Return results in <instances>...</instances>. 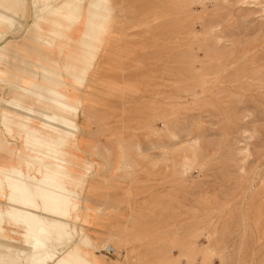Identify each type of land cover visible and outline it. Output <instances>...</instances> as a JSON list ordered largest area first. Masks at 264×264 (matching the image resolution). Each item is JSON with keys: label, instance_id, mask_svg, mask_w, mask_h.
Returning <instances> with one entry per match:
<instances>
[{"label": "rangeland", "instance_id": "1", "mask_svg": "<svg viewBox=\"0 0 264 264\" xmlns=\"http://www.w3.org/2000/svg\"><path fill=\"white\" fill-rule=\"evenodd\" d=\"M28 2L0 55H17L0 66V116L47 121L34 102L25 116L11 108L29 71L73 108L64 150L79 232L71 244L93 246L90 262L97 253L112 264H264V0H106L105 31L81 74L70 72L85 14L52 33V53L37 52L21 42ZM12 123L17 140L8 138L13 155L0 159V175L15 167L33 176L17 164L22 121ZM2 225L12 240L13 224Z\"/></svg>", "mask_w": 264, "mask_h": 264}, {"label": "bare ground", "instance_id": "2", "mask_svg": "<svg viewBox=\"0 0 264 264\" xmlns=\"http://www.w3.org/2000/svg\"><path fill=\"white\" fill-rule=\"evenodd\" d=\"M30 1L33 20L29 28H26L28 29L27 33L21 42H27L30 45L28 48H40L39 50L35 49L37 52L44 49L52 53L54 42L58 39L53 34L61 32L59 27L64 23L72 25L78 20H82L81 16L83 13L85 14V25L81 35L84 48L75 52V65L70 72L73 74L74 70L76 73H84L93 59L92 50L96 38L105 31L104 25L108 20L106 0H86L87 2L85 0ZM29 7L28 0H0V55L5 54L6 46L12 43V41L5 43L9 31L14 30L18 33L23 29L24 25L18 24L16 21L29 16ZM41 27H49L52 31L46 34L41 31ZM39 44H43V46H38ZM11 52L13 53V51ZM61 53L63 52L61 51ZM13 56L17 55L13 53L12 56L6 58L0 56V66ZM45 58L48 59L45 55L37 56V61L45 62ZM43 64L45 65L46 62ZM46 69L45 66H42L41 72L50 74ZM49 71L52 72V70ZM51 75L54 76L53 72ZM36 77V73L29 71L27 75L19 78L20 81L13 84L15 89L11 90V93L21 105L16 104L17 107L12 106L11 108L22 112L25 116L29 108L24 109L26 106L24 107L23 104L34 102L36 106L31 105V108L34 109L33 113L42 114L47 121L38 126L35 124V120L34 124H29L28 117H25L24 120L20 118L6 120L3 119L5 114L0 116L2 121L0 122L6 130V134L0 132V159L5 160L11 154L13 155L8 138L11 141L17 140L15 134L8 128L9 124L11 122L14 124V121H22L16 134L18 136L20 133L23 134V137H19L21 138V150L18 153L17 164L19 166L24 164L27 169L33 170V176L28 172L23 173L15 167L11 169L7 177L0 175V203L2 202V205L5 206L4 212L0 213V264H93L94 262H90L84 255L86 251H93V246L83 248L77 241L71 244L74 236L79 235V232L75 227V221L69 222L71 208L70 193L68 194V192L72 189L70 186L72 183L66 182L71 178V174L68 163L64 159V150L67 147V140L72 134L71 120L68 114L73 108L63 102L56 91L57 85L43 79L42 83H39ZM1 81L4 84L10 83L6 79ZM11 174H13V178L10 177ZM3 222L13 224L11 228L12 240L5 232ZM21 227L23 229H20ZM67 247V251L62 256H57L58 252H61L60 250Z\"/></svg>", "mask_w": 264, "mask_h": 264}, {"label": "crops", "instance_id": "3", "mask_svg": "<svg viewBox=\"0 0 264 264\" xmlns=\"http://www.w3.org/2000/svg\"><path fill=\"white\" fill-rule=\"evenodd\" d=\"M100 256H102L101 254H97V253H92L90 256H89V259L94 262L95 264H112V263H109V262H106L104 261L103 259L100 258ZM115 256V255H114ZM113 256V257H114ZM114 262V260H111Z\"/></svg>", "mask_w": 264, "mask_h": 264}, {"label": "built area", "instance_id": "4", "mask_svg": "<svg viewBox=\"0 0 264 264\" xmlns=\"http://www.w3.org/2000/svg\"><path fill=\"white\" fill-rule=\"evenodd\" d=\"M102 252L106 256H114L115 255V249L111 246H107L106 248L102 249Z\"/></svg>", "mask_w": 264, "mask_h": 264}]
</instances>
